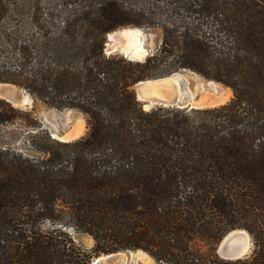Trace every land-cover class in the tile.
I'll use <instances>...</instances> for the list:
<instances>
[{"label": "trees", "instance_id": "1", "mask_svg": "<svg viewBox=\"0 0 264 264\" xmlns=\"http://www.w3.org/2000/svg\"><path fill=\"white\" fill-rule=\"evenodd\" d=\"M0 0V22L18 8ZM38 32L0 31V82L35 101L75 108L86 135L40 129L41 156L0 150V264H90L93 253L141 249L166 264H264V0H62ZM157 30L143 61L104 52L123 26ZM188 69L229 87L226 104L143 110L133 86ZM31 113L0 99V126ZM243 229L253 250L215 247Z\"/></svg>", "mask_w": 264, "mask_h": 264}, {"label": "rangeland", "instance_id": "2", "mask_svg": "<svg viewBox=\"0 0 264 264\" xmlns=\"http://www.w3.org/2000/svg\"><path fill=\"white\" fill-rule=\"evenodd\" d=\"M17 1H19L18 8L16 9L14 8V10L8 13V15L0 22V31L9 30L11 28H16L18 26V28L21 30H31L32 32L36 33L39 30L37 26L36 27L33 26L32 24L33 22L39 21L41 18H44L51 14L53 16L59 14L61 15L65 14L70 9V6L66 7L62 4V0H17ZM140 1L143 2L145 0H140ZM122 28H139L143 33H145V35L142 38L145 49L149 51L147 55L152 54L161 42L160 33L152 28H142V27L127 25L120 27L116 30H113L109 33L120 30ZM106 35H105V43H104V52L107 55L112 53H118L123 56V54H121L119 51L112 52L114 50V47H116L119 44L114 45V43H111L112 45L110 44L106 46ZM146 56L142 60H132V61H143L146 58ZM182 70L176 72H180L182 74L183 79L185 80L184 85L189 90L193 98H199L204 94L211 92L212 89L216 87L217 90L220 89L222 90L224 88L230 89L229 87L223 85L222 83L214 81L212 79H207L194 71L188 69H182ZM208 80L214 81V83L208 82ZM0 91H10V92L13 91L17 99L20 98L21 94L27 95L30 99L28 105H24V104L22 105L19 103L13 104L12 102L7 101V99H5L2 96H0V99H3L6 102L10 103L15 108L29 111L34 120L32 126L29 127L24 126V124L20 121H16V123H12V124L1 125L0 150L4 148H8L12 152L22 153L30 157H38L42 155L41 152L33 149V146H31V140H32L31 137L34 135L36 131L43 129L44 132H46L51 139H53L51 137V132L56 137L57 136L59 137L75 129L77 125L81 126L83 129L82 132L80 133V138L86 135L88 131L86 117L78 109L67 108V107L58 109V108L46 106L45 104L35 101L34 98L24 89L9 83L0 82ZM232 97H233V93L230 96V98L226 101V103L230 101ZM80 138L78 137V139ZM72 141H68V142H72ZM68 231L70 232L74 243L77 246H79V248L83 249L84 251L92 255L90 258V262L96 256H100L104 254V253H99V254L93 253L94 239L90 235H87L85 233L75 232L72 229H69ZM87 236H90L93 239V242L89 243V239ZM252 250H253V242L250 237V251L248 252L247 256L251 254ZM122 251H127V250H122ZM132 259L134 260V264H144L138 258H132ZM153 264H166V263H159L153 259Z\"/></svg>", "mask_w": 264, "mask_h": 264}, {"label": "water", "instance_id": "3", "mask_svg": "<svg viewBox=\"0 0 264 264\" xmlns=\"http://www.w3.org/2000/svg\"><path fill=\"white\" fill-rule=\"evenodd\" d=\"M109 34L106 35V46L111 44ZM114 38L115 37H113V40ZM115 51H119V50L114 49L112 52H115ZM148 53L149 51L147 50V54ZM182 71H185V70H182ZM176 74L182 75L180 72H173L167 76H173ZM159 78H163V77H159ZM155 79H158V78L142 80V81L137 82L133 86L136 100L139 102L143 110H150L156 107H171V108L175 107V108L188 109V110L203 109V108L218 107L226 103V102L222 103L221 101L219 102L218 99L214 98L213 96H208L205 99L194 98L193 101H188L189 98L185 96L184 100L186 101H181L176 96H172L171 92H168L167 94L169 95L167 96H161V95L154 94L152 91H150L149 88H147V86H145V84L149 80H155ZM208 81H211V80H208ZM179 83H180L181 88H185L184 86L185 80L183 78L179 80ZM0 96L4 97L5 99H7V101L12 102L13 104H17V103L21 104L22 98L27 95L21 94L20 98L17 99L13 91L12 92L0 91ZM24 105H28V104H24ZM51 137L59 141L68 142V141L78 139V137L80 138V134H78L77 136H69L68 133H65L59 137L58 136L55 137V136H52V132H51ZM241 230L245 231L243 229H234V230L229 231L218 242V244L215 247V253L220 258L225 259V260H238V259H243L247 256L248 252L250 251V245L246 247L243 243V240L240 237L232 233L233 231H241ZM135 251L143 252L141 249L117 251V252H112V253H107V254H103L100 256H96L93 259L95 260V264H121L120 262H118L116 258H113V256L111 255H115L119 253L129 254L130 252H135ZM93 259L90 262V264H93Z\"/></svg>", "mask_w": 264, "mask_h": 264}, {"label": "bare ground", "instance_id": "4", "mask_svg": "<svg viewBox=\"0 0 264 264\" xmlns=\"http://www.w3.org/2000/svg\"><path fill=\"white\" fill-rule=\"evenodd\" d=\"M143 36L144 33L139 28H122L120 30L114 31L109 34L111 43H114V45L119 44L116 47H114V49H118L121 54H123L126 58L130 60H142L146 56L147 49H145L144 47V42L142 38ZM113 37H115L114 40ZM182 78H183L182 75L176 74L173 76H167L155 80H149L148 82H146L145 86H147V88H149L150 91H152L154 94L157 95L167 96L169 95L167 93L171 92L172 96H176L181 101H186L184 100L185 96L189 98L188 101H193L194 98L191 96L189 90L186 87L185 88L180 87L179 80ZM208 82L214 83L212 81H208ZM231 95L232 93L230 89L224 88L222 90L221 89L217 90L216 87L212 89L211 92L206 93L199 98L205 99L208 96H213L214 98H217L219 102L221 101L223 103L226 102ZM29 101H30L29 97L24 96L21 100V104H28ZM82 130H83L82 127L77 125L75 129L68 132V135L77 136L82 132ZM52 135L55 136L54 134ZM232 233L240 237L243 240V243L246 247L250 245V237L247 234V232L241 230V231H233ZM87 237L89 239V243L93 242V239L90 236ZM111 256H113V258H116L118 262H120L121 264H134V260L132 258H138L144 264H153V259L148 254L141 251L130 252L129 254L119 253ZM93 264H95L94 259H93Z\"/></svg>", "mask_w": 264, "mask_h": 264}]
</instances>
